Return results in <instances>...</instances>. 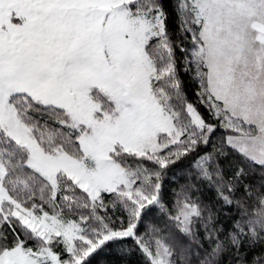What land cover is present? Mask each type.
Returning <instances> with one entry per match:
<instances>
[{"label":"snow or ice","instance_id":"obj_1","mask_svg":"<svg viewBox=\"0 0 264 264\" xmlns=\"http://www.w3.org/2000/svg\"><path fill=\"white\" fill-rule=\"evenodd\" d=\"M110 254L264 264V0H0V264Z\"/></svg>","mask_w":264,"mask_h":264},{"label":"trees","instance_id":"obj_2","mask_svg":"<svg viewBox=\"0 0 264 264\" xmlns=\"http://www.w3.org/2000/svg\"><path fill=\"white\" fill-rule=\"evenodd\" d=\"M178 55H179V53H178ZM181 78H182V79L188 84L187 91H188V93H189V99H191V100H195V97L192 95V92H193V90H194L195 85H193V84L190 82L189 77H188L187 75H185L183 72H181ZM186 163H187V162L178 165V166H177L175 169H173L172 171H173V172H176V173H179V170L182 169V168H184V167L186 166ZM177 178H178V177H171V179H172L173 181H175ZM175 187H176V183H175V182H172V183H168V184H167V188H168V189H173V188H175ZM105 259L108 260L109 264H113V261H115L116 257H115L114 254H110V255L106 256ZM131 259H132L133 261H135V260L137 259V257L133 256Z\"/></svg>","mask_w":264,"mask_h":264}]
</instances>
